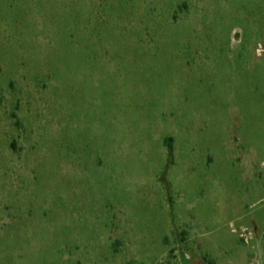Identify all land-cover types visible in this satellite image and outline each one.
Listing matches in <instances>:
<instances>
[{"label":"rangeland","instance_id":"1","mask_svg":"<svg viewBox=\"0 0 264 264\" xmlns=\"http://www.w3.org/2000/svg\"><path fill=\"white\" fill-rule=\"evenodd\" d=\"M204 258L264 264V0H0V264Z\"/></svg>","mask_w":264,"mask_h":264},{"label":"trees","instance_id":"2","mask_svg":"<svg viewBox=\"0 0 264 264\" xmlns=\"http://www.w3.org/2000/svg\"><path fill=\"white\" fill-rule=\"evenodd\" d=\"M172 144H173V139L169 138V139H166L165 140V146L168 148V150L172 153L173 151V147H172ZM204 260L208 263L207 259L204 258ZM155 264H167V263H155ZM208 264H215L213 262H210Z\"/></svg>","mask_w":264,"mask_h":264}]
</instances>
